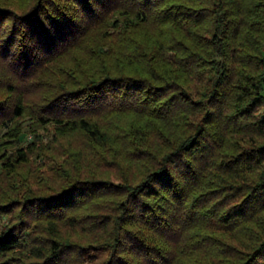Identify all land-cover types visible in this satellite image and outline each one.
<instances>
[{
  "label": "trees",
  "instance_id": "trees-1",
  "mask_svg": "<svg viewBox=\"0 0 264 264\" xmlns=\"http://www.w3.org/2000/svg\"><path fill=\"white\" fill-rule=\"evenodd\" d=\"M5 2L0 62L22 82L96 29L109 30L98 54L118 35L132 44L125 60L148 66L136 76L107 70L32 118L76 127L105 148L102 112L149 121L124 132L135 137L127 153L146 170L137 183L76 179L43 197L0 201V264H83L100 248L110 251L106 264H264V0ZM144 26L156 32L150 48L133 35ZM1 88L17 92L0 72ZM10 96L0 98V129L25 113L23 97ZM162 119L168 129L155 124ZM28 160L18 150L5 165L13 173ZM109 196L117 199L105 200L108 214H69ZM69 229L95 238L70 241ZM36 230L43 235L32 238Z\"/></svg>",
  "mask_w": 264,
  "mask_h": 264
},
{
  "label": "rangeland",
  "instance_id": "rangeland-1",
  "mask_svg": "<svg viewBox=\"0 0 264 264\" xmlns=\"http://www.w3.org/2000/svg\"><path fill=\"white\" fill-rule=\"evenodd\" d=\"M4 1L15 9L22 8L26 3V0H0V3ZM108 32L105 29L94 30L73 48L40 66L35 78L29 82L20 81L18 75L6 65L9 61L0 62L1 74L17 87L15 93L1 88L0 98L11 95V99L15 100L22 96L25 101V113L8 128L0 129V201L7 198L21 200L26 197H43L62 190L76 179L93 177L118 184L122 182V177L137 183L145 176V167H140V162L127 153L130 139L135 137H126L124 132L148 123L147 117L131 111L102 112L98 121L110 142L109 148L94 146L76 127L51 121L39 122L32 118L36 108L57 96H63L79 83L100 79L107 70L112 74L122 70L135 76L145 75L148 71L145 62L131 65L125 60L126 52L132 44L118 35L111 39L110 50L98 54L99 50L107 49ZM133 35L150 48L156 32L153 26L136 27ZM155 124L168 129L165 119ZM174 131L171 129V132ZM149 137L154 148L162 146V142L154 135ZM18 150L27 153L29 160L17 163L14 172L10 173L5 163L13 159ZM110 199L112 203L117 197H105L101 203L91 202L88 208L69 214H108L113 211L110 209L112 205L105 200ZM7 221L5 219L2 225L7 224ZM64 233L70 241L81 244H88L95 238L91 232L84 234L69 229L64 230ZM39 235H43L42 231L32 232V238ZM109 256L110 251L106 248L92 249L86 253L83 264H106Z\"/></svg>",
  "mask_w": 264,
  "mask_h": 264
}]
</instances>
